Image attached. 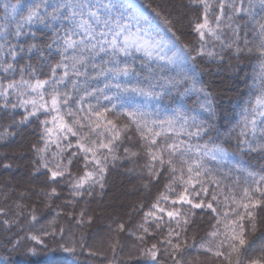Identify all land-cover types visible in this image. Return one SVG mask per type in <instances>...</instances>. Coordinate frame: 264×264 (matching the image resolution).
Here are the masks:
<instances>
[{
  "label": "snow or ice",
  "instance_id": "6c2138e0",
  "mask_svg": "<svg viewBox=\"0 0 264 264\" xmlns=\"http://www.w3.org/2000/svg\"><path fill=\"white\" fill-rule=\"evenodd\" d=\"M190 3L203 9L193 28L200 41L196 48L180 43L169 13L152 9L154 15L146 14L131 0L5 2L0 17V113L22 110L18 127L39 124V139L32 146L33 174L48 177L51 191L41 194L49 200L60 198L57 185L67 187L70 206L91 197L96 188L103 191L110 168L143 152L144 178L152 185L163 181V191L129 234L141 232L140 241L144 235L159 237L143 253L155 264H161L158 256L188 264L184 252L190 247L187 233L195 210L213 214L209 239L201 240L199 248L217 264H264V244L259 257L246 256L247 233L256 231L257 210H264V170L244 167L240 156L264 153V0H217L215 11L210 0ZM36 25L48 30L47 40L37 36ZM225 29L231 34L226 44ZM206 35L234 58L255 55L259 61L261 87L245 109L235 151L211 140L213 132L220 134L217 106L213 94L198 87L196 60L224 57L207 48ZM173 92L178 97L198 94L203 98L199 111L162 105ZM200 113H207V119ZM130 132L138 136L136 150L125 146ZM225 135L230 138L231 131ZM182 206H187L185 212ZM79 216L78 224L91 223L84 211ZM31 220H37L34 208ZM0 223L10 224L7 219ZM117 228L123 232L125 224ZM64 233L57 225L44 235L59 234L63 240ZM31 240L44 244L39 235ZM21 243L15 239L13 246ZM77 243L61 246L73 253Z\"/></svg>",
  "mask_w": 264,
  "mask_h": 264
},
{
  "label": "trees",
  "instance_id": "16d2710c",
  "mask_svg": "<svg viewBox=\"0 0 264 264\" xmlns=\"http://www.w3.org/2000/svg\"><path fill=\"white\" fill-rule=\"evenodd\" d=\"M5 2L11 3L14 0H0V17L3 16ZM39 2L40 0H24L25 4ZM131 2L136 7L145 9L149 15H154L152 9L169 13L173 18V30L180 38V43L190 48L199 47L198 34L193 28L194 23L202 19V6L190 3V0ZM210 3L213 5L211 10L215 11L217 0H210ZM34 27L40 40H47L48 30L42 25ZM163 27L161 23V28ZM230 39L231 34L225 29L222 41L226 44ZM206 42L208 49L214 48L224 57L223 61L207 56L198 57L196 60L201 82L198 87L211 92L217 106L216 123L220 134L213 132L211 140L223 143L230 151H235L245 109L261 87L258 79L259 61L255 55L234 58L231 50H222L221 42L208 35ZM202 102L203 98L196 93L178 97L173 92L162 100V105L170 109L181 107L188 112L193 109L199 111V104ZM200 115L202 119H207V113ZM20 119L22 110L15 114L0 113V134H5L0 139V221L7 219L10 222L9 225L0 223V264H155L143 253L146 247L157 243L159 237L153 239L151 235H144V240L140 241L137 237L143 235L141 232H136V235L129 234L134 225L142 222V212L147 211L156 196L163 191V181L152 185L144 178L143 165L146 157L143 152L132 162L124 161L123 164L110 168L103 191L96 188L91 197L80 199L74 202V206H70L67 203L71 200L67 187L57 185L60 198L53 197L49 200L41 194L50 192L51 187L46 183L48 177L33 174L32 146L39 139L40 126L32 122L30 125L18 127L15 122ZM229 131L230 138L225 135ZM129 135L132 139H125V146L136 150L139 144L138 136L134 132ZM120 154L124 155L122 149ZM240 156L244 167L256 172L264 170V153H240ZM73 172L78 173L75 165ZM243 178L242 176L241 179ZM145 185L148 187L145 188ZM235 191L239 194L240 189L236 188ZM49 203L51 207L46 206ZM18 204L22 207L18 208ZM33 208L37 215L36 221L31 220ZM180 210L185 212L187 206H182ZM81 211L85 212V221L91 217V223H77ZM193 220L194 223L187 233L190 247L185 248V259L188 264H217L215 259L199 248L201 240L209 239L207 233L212 230L211 226L215 222L213 214L195 210ZM119 223L125 224V231L118 230ZM57 225L65 230L63 240L59 234L44 235L46 230ZM245 227L248 228L247 222ZM32 235H39L44 244L31 240ZM15 239H21L20 247L13 246ZM71 240L78 242L76 251L64 252L61 245H67ZM58 241L60 243H57ZM247 241L246 256L259 257L262 254L260 247L264 244V210H257V229L247 233ZM33 248L35 254L31 252ZM158 259L161 264H172L171 259L167 257L158 256Z\"/></svg>",
  "mask_w": 264,
  "mask_h": 264
}]
</instances>
